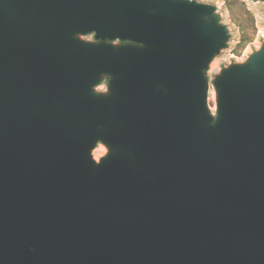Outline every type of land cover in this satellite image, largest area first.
<instances>
[{
  "label": "water",
  "instance_id": "water-1",
  "mask_svg": "<svg viewBox=\"0 0 264 264\" xmlns=\"http://www.w3.org/2000/svg\"><path fill=\"white\" fill-rule=\"evenodd\" d=\"M229 38L198 0H0V264H264V39L210 80Z\"/></svg>",
  "mask_w": 264,
  "mask_h": 264
},
{
  "label": "rangeland",
  "instance_id": "rangeland-1",
  "mask_svg": "<svg viewBox=\"0 0 264 264\" xmlns=\"http://www.w3.org/2000/svg\"><path fill=\"white\" fill-rule=\"evenodd\" d=\"M214 4L222 23L229 26L230 38L228 47L220 52L211 62L207 72L211 78L219 70L231 63L241 62L254 52L264 39V3L251 0H198ZM91 35L85 38H91ZM213 90L210 85V89ZM215 97V96H214ZM214 97L209 98L208 103L212 110L215 107ZM98 144L93 150V157L98 160L105 148Z\"/></svg>",
  "mask_w": 264,
  "mask_h": 264
},
{
  "label": "bare ground",
  "instance_id": "bare-ground-1",
  "mask_svg": "<svg viewBox=\"0 0 264 264\" xmlns=\"http://www.w3.org/2000/svg\"><path fill=\"white\" fill-rule=\"evenodd\" d=\"M215 96V92L213 90H209V98L210 97H214ZM102 148L104 149V147L102 146ZM100 148V149H102Z\"/></svg>",
  "mask_w": 264,
  "mask_h": 264
},
{
  "label": "built area",
  "instance_id": "built-area-1",
  "mask_svg": "<svg viewBox=\"0 0 264 264\" xmlns=\"http://www.w3.org/2000/svg\"><path fill=\"white\" fill-rule=\"evenodd\" d=\"M98 89H104L105 88V81L101 82L100 85L97 86Z\"/></svg>",
  "mask_w": 264,
  "mask_h": 264
}]
</instances>
